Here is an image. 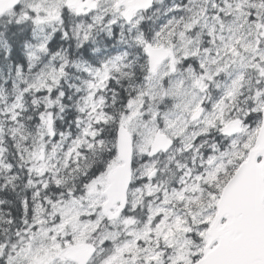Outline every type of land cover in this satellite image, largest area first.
I'll return each instance as SVG.
<instances>
[{"label": "snow or ice", "instance_id": "obj_1", "mask_svg": "<svg viewBox=\"0 0 264 264\" xmlns=\"http://www.w3.org/2000/svg\"><path fill=\"white\" fill-rule=\"evenodd\" d=\"M0 264H264V0H0Z\"/></svg>", "mask_w": 264, "mask_h": 264}]
</instances>
